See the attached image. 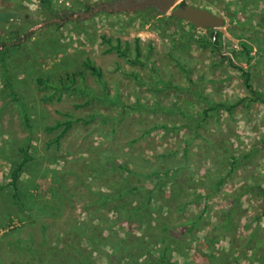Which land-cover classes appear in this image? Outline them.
I'll return each mask as SVG.
<instances>
[{
	"label": "rangeland",
	"instance_id": "obj_1",
	"mask_svg": "<svg viewBox=\"0 0 264 264\" xmlns=\"http://www.w3.org/2000/svg\"><path fill=\"white\" fill-rule=\"evenodd\" d=\"M50 1L51 8L42 0H0V39L10 38V31L16 27L20 31L37 27L19 49H10L13 57L8 62L19 69L15 78L39 75L68 78V72L77 73L75 83L79 91L54 92L45 88L33 93L36 103L45 108L50 125L56 120H75L61 139L60 148L52 149L57 153L55 162L62 171L71 169L74 174L67 176L63 216H39L38 222L32 225L19 215L12 223L0 227V260L6 264L32 262H27L26 253L17 256L9 247V240H19L29 246L32 243L35 251L41 244L54 249V258L64 257L67 222L74 220L105 229L109 246L122 240L127 232L114 223V203L104 208L93 205L88 211L84 209L86 190L105 189L99 186L98 174L97 177L85 176L93 174L96 168L85 164L102 158L103 163L120 161L133 171H141L146 177H139L138 182L146 187H154L159 180V175L153 179L148 175L168 167H180L181 171L174 178L176 185L170 178L163 179L151 206L155 213L153 218H161L159 213L162 212L165 237L172 233L178 240L187 242L192 237L185 235L189 234L186 233L189 226L183 224L201 219L195 229L199 239L195 238L193 247L204 242L205 252L208 253L210 247L213 248L210 254H215L216 258L226 257L224 264H258L264 254V195L260 192L264 189V103L246 101L232 115L220 108L203 122L198 134L189 128L171 130L164 126L180 127L187 122L177 109L166 110L175 105L197 115L204 109H212L211 102L234 103L251 98L244 72H248L254 88L262 92L264 98V0H177L176 4L185 2L224 17L225 24L218 30L222 33L219 49L209 42L211 29H198L179 18L171 22L170 13H161L156 8L133 13L124 11L121 8L128 0ZM4 14L8 15L7 22L2 20ZM75 19L86 21V28L73 23ZM53 23L58 26L45 28ZM104 35L114 42L119 39L129 56L104 43ZM137 46L142 52L140 59ZM87 59L102 68L106 86L85 68L83 63ZM5 60L0 59V78H3ZM135 74L145 80L163 78V85L171 86L154 90V86H143ZM83 81L87 90L93 89L107 99L80 106L90 97L89 91H81ZM43 94L52 95L51 99L41 101ZM137 100L149 107L126 116L120 125L113 127L111 121L99 116L91 124L76 121L94 112L114 116L122 110L121 103L135 104ZM11 111L2 117L3 129L18 131L23 136L19 118ZM155 124L163 127L153 128ZM54 135L39 132L37 146L44 149ZM245 155L249 156L230 172V157ZM114 176L120 180L126 174ZM7 182L6 165L2 162L0 186ZM142 196H128L125 201L135 204L144 200ZM181 207L183 211L179 210ZM231 207L234 208L233 221L227 231L221 225L226 224L227 210ZM45 239L47 243L43 244ZM176 257V261L181 260L179 255ZM182 260L181 264H193L190 257ZM89 264L109 262L104 256L96 255Z\"/></svg>",
	"mask_w": 264,
	"mask_h": 264
},
{
	"label": "trees",
	"instance_id": "obj_2",
	"mask_svg": "<svg viewBox=\"0 0 264 264\" xmlns=\"http://www.w3.org/2000/svg\"><path fill=\"white\" fill-rule=\"evenodd\" d=\"M42 1L45 5L50 7V0ZM181 5H186V3L183 2ZM7 18V14L2 16L3 21L7 22ZM175 19L178 18L172 17L170 21L172 22ZM76 22H78L81 27L86 28L84 26L86 21L80 22L75 19L73 23ZM55 25L56 27L58 26L56 23H53L46 25L45 28H50ZM40 27L38 26V28ZM35 29H37V27L31 31L27 29L25 31H20L19 28L16 27L10 31V38L4 40L0 39V59H6L3 78H0V163L3 162L6 165L8 179L6 184L0 186V227H5L6 223H12L19 215L22 216L21 219H23V221H29L32 225L38 222L39 216L42 218H59L63 216L66 210L67 176L74 174L71 169L62 171L63 169L55 162L57 153L56 151H52V149L53 147L57 148V150L60 148L61 139L64 134L72 128L75 120H56L54 124L50 125L49 121H47L45 108H42L36 103L33 98V93L37 92V90L43 91L45 88L51 89L54 92H65L71 89L79 91L80 87L75 83L78 81L77 73L75 71L68 72L66 74L68 78H44L42 75H39L37 78H15L19 69H15L17 66L14 67V64L8 62L10 57H13L10 49H19L22 43L34 34ZM210 33L211 38L209 42L217 49L221 48L222 33L214 31L213 29L210 30ZM102 41L109 44L111 47L117 48L123 55L129 56L127 49L123 50L119 39L115 40V42H117L115 43L112 38L104 35L102 36ZM244 49L248 50L247 45H244ZM136 51L137 57L139 59L142 58V52L139 46L136 47ZM83 64L85 68L96 77L98 82L106 86L102 68L97 66L91 59H87ZM243 74L246 76L245 85L250 91L251 98H244L234 103L225 100L211 102L213 104L212 109L209 107L197 115L187 112L183 107L179 108L175 105L171 109L167 108L166 110L170 111L172 109H177L176 112L182 114L187 122L180 127L176 124L174 126L164 127L171 130L189 128L194 131L195 134H198L203 122L205 123L208 121L215 111L219 112L220 108L232 115L234 111L238 107H242L246 101H250L251 103L260 101L264 103L262 92L254 88L248 72H244ZM134 76L143 86H154V90L158 89L160 91L165 85L171 86L170 84L163 85V78L145 80L136 74ZM82 83L83 89L81 88V91H89L90 97L80 106L85 107L92 104L93 101L107 99V96H99L93 89L87 90L88 88H85V81ZM51 96L50 94H43L41 101H48L51 99ZM121 106L122 110L114 116L94 112L90 113L85 118H77L76 121L82 122L83 124H91L95 121L97 116H99V118L101 117L104 121H111L114 127L117 124L120 125V123L126 119V116L131 113L140 112L144 108L146 109L149 107L145 103L143 104L141 100H137L135 104L121 103ZM11 109L13 110L11 112L15 113L19 118L23 136H21L18 131H14L13 133L3 129L2 117ZM65 116L71 117L69 114H65ZM200 116L201 119H197ZM197 120H199L198 124H196ZM162 127L163 125L155 124L153 128ZM41 131L55 134L52 139L46 142V147L44 149H40L36 142L37 135ZM145 135H147V132L144 136ZM248 156L249 155H245L242 158L231 156L230 165L232 168L230 172L235 171L236 166L240 165L243 158H247ZM42 165H44L45 168L42 169ZM90 165L96 168L92 171L93 174L88 173L85 176L97 177L98 174L99 186L101 188L105 187V189L93 190L90 188L86 190L83 196L86 201L84 209L88 211L93 205L98 208H104L114 203L115 205L113 208L116 214L114 223L122 226L127 232L124 238L117 241L118 243L109 246L108 237L104 235L106 234L104 232L105 229L94 227V225L85 221L77 222V220H74L75 222L73 223L67 222L69 227L66 231V239L64 241L67 247V254H64V257L59 255L60 257L55 256L56 258H54V249L44 248L41 244L38 250L35 251V247L32 248V243L29 246L24 245L22 241L19 240L7 241L9 247L17 256H19V253H26L25 256H29L27 262L30 260L32 261L30 264H89L96 255L99 256V258H103L104 256L109 264H181L184 263L182 259L187 260L188 257H190L193 264H201V262L204 261H206L207 264H224L225 260H223V258L226 257L221 256L216 258L215 254H210V249L213 250V248L210 247L207 249L208 253L205 252L206 245L204 242L193 247L196 243L195 238L196 240L199 239L195 229L200 225L201 219L188 220L183 224L189 226L186 231V233L189 234L185 235H190L192 237L186 242V239L178 240L172 233L165 237L166 231L164 229L165 224L161 214L162 212L159 213L161 218H153V214L155 213L151 210V206L157 197L155 195L156 190L160 188L163 179L167 180L170 178L171 182L176 185L174 178L176 173L178 174L181 171L180 167H168L165 170L148 175L150 179H153V176L159 175V180L155 183L154 187H146L145 185L142 186L143 183L140 184L138 182L139 177H146V175L141 174V171H133L124 162L115 161V164L103 163L102 158H100V161H91L85 164L86 167H90ZM117 173H120V175L124 173L126 176L119 180L114 176V174L116 175ZM111 178V183L105 184V182H108ZM181 187L182 185L179 188ZM260 192L264 195V189L261 188ZM143 194L144 196H142ZM128 196H142L144 200L141 202L136 201V203L133 204V202L125 201ZM178 206H181V204L179 203ZM179 210L183 211L184 207L179 208ZM233 210V207L228 208V215L225 218V223H230L228 225H221V227H225L227 231L232 227L233 216L231 213ZM262 215H264V213ZM133 227L136 229L132 231L131 229ZM42 229L45 230L46 225H44ZM162 231L165 233H162ZM159 234L163 236H159ZM253 237L254 235L252 238ZM72 239H74V241ZM33 243L35 246L34 241ZM46 243L47 240L45 239L43 244ZM177 255L180 256L181 260H175ZM204 255L205 259L203 258ZM60 259L61 261L57 262ZM0 264L6 263L0 260ZM258 264H264V254H261L259 257Z\"/></svg>",
	"mask_w": 264,
	"mask_h": 264
},
{
	"label": "water",
	"instance_id": "obj_3",
	"mask_svg": "<svg viewBox=\"0 0 264 264\" xmlns=\"http://www.w3.org/2000/svg\"><path fill=\"white\" fill-rule=\"evenodd\" d=\"M176 3L177 0H128L121 9L133 13L145 11L148 8H156L161 13H170L171 16L184 20L198 29L218 31L225 24L223 16L217 15L209 9Z\"/></svg>",
	"mask_w": 264,
	"mask_h": 264
}]
</instances>
